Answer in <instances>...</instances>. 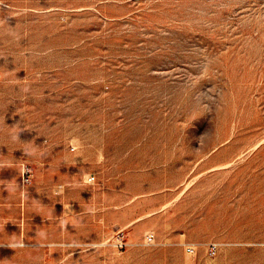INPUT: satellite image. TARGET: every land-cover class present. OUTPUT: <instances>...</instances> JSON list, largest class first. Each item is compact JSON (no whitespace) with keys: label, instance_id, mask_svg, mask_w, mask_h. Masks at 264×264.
I'll use <instances>...</instances> for the list:
<instances>
[{"label":"rangeland","instance_id":"rangeland-1","mask_svg":"<svg viewBox=\"0 0 264 264\" xmlns=\"http://www.w3.org/2000/svg\"><path fill=\"white\" fill-rule=\"evenodd\" d=\"M0 264H264V0H0Z\"/></svg>","mask_w":264,"mask_h":264},{"label":"built area","instance_id":"built-area-1","mask_svg":"<svg viewBox=\"0 0 264 264\" xmlns=\"http://www.w3.org/2000/svg\"><path fill=\"white\" fill-rule=\"evenodd\" d=\"M94 180H95V176L94 175L90 176L89 179H88L89 182H93ZM153 239H154V235H148L147 236V242L150 243V242L153 241ZM126 245H127V243H125L123 241H121L119 243V247H121V248H124ZM191 250H192L191 248H188V251H191Z\"/></svg>","mask_w":264,"mask_h":264},{"label":"clouds","instance_id":"clouds-1","mask_svg":"<svg viewBox=\"0 0 264 264\" xmlns=\"http://www.w3.org/2000/svg\"><path fill=\"white\" fill-rule=\"evenodd\" d=\"M17 245H10V247H16ZM18 246L23 247V243H20Z\"/></svg>","mask_w":264,"mask_h":264}]
</instances>
